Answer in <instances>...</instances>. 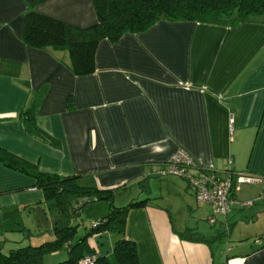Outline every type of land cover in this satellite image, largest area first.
Instances as JSON below:
<instances>
[{
    "label": "crops",
    "instance_id": "0c3cea01",
    "mask_svg": "<svg viewBox=\"0 0 264 264\" xmlns=\"http://www.w3.org/2000/svg\"><path fill=\"white\" fill-rule=\"evenodd\" d=\"M26 10L25 0H0V148L43 173L77 176L79 185L115 195L138 191L132 199L150 198L131 208L125 221L124 236L135 243L141 264H264V24L159 20L115 42L100 41L95 70L78 76L67 50L25 44ZM34 10L80 28L97 22L91 0H45ZM43 86L37 124L59 140V148L24 129L21 112ZM177 150L220 176L260 178L234 185L225 221L227 242L235 244L228 252L212 247L199 232V224L225 231L224 219L213 216L210 204L187 199L193 221H174L183 210L175 211L170 201L183 190L174 178L183 179L160 177L156 170ZM246 201L252 204L240 206ZM46 205L33 177L0 161L1 252L25 239L32 244L42 231L54 237L49 231L57 216ZM187 229L205 241L183 239ZM119 237L105 232L89 244L118 264L112 248ZM244 238L254 241L241 242Z\"/></svg>",
    "mask_w": 264,
    "mask_h": 264
},
{
    "label": "trees",
    "instance_id": "16d2710c",
    "mask_svg": "<svg viewBox=\"0 0 264 264\" xmlns=\"http://www.w3.org/2000/svg\"><path fill=\"white\" fill-rule=\"evenodd\" d=\"M43 1L25 0L27 10L23 16V41L33 48L67 50L71 70L78 76L95 70V53L100 41L107 39L115 42L125 34L145 31L159 20L192 21L228 27L251 22L264 24V0H91L97 22L85 28L68 25L36 12L34 6ZM18 76L16 71L14 77ZM21 83L29 88L28 81L23 80ZM46 90L47 87L43 86L34 93L31 104L21 112V117L29 135L53 148H59V140L39 127L36 120ZM67 108L72 109L70 98ZM0 161L9 168L33 177L35 187L43 192L44 201L47 204L54 202L57 208V220L49 231L54 235L53 239L38 245L28 244L11 248L7 252L0 251V264H44L45 255L64 249L68 250V258L54 264H78L81 259L92 255L95 259L91 264H111L106 256L96 253L89 244L92 237L105 232L120 236L112 248L118 264H141L135 243L124 236L125 221L131 208L145 204L150 198L132 199L123 206H115L113 190L79 185L77 176L43 173L37 165L1 148ZM92 197L96 198L94 202L108 203V212L94 218L86 233L77 238L81 212L94 202L80 205L84 199ZM181 236L189 241H205L202 235L190 229Z\"/></svg>",
    "mask_w": 264,
    "mask_h": 264
},
{
    "label": "built area",
    "instance_id": "2783aa9c",
    "mask_svg": "<svg viewBox=\"0 0 264 264\" xmlns=\"http://www.w3.org/2000/svg\"><path fill=\"white\" fill-rule=\"evenodd\" d=\"M233 118H230V123ZM157 176H177L185 180L189 190L195 199L211 205L213 216L220 215L224 219L225 232L228 227L225 221L226 215L229 213L231 204L234 202L232 197L235 184L255 183L260 180L259 177L251 175H227L220 176L212 169H205L194 165L192 158L183 150H177L172 153L165 168L156 170ZM261 198H264L262 195ZM252 201L240 203V206L251 205ZM210 222H214V218H210ZM94 256H88L79 261L78 264H91Z\"/></svg>",
    "mask_w": 264,
    "mask_h": 264
},
{
    "label": "rangeland",
    "instance_id": "374dc122",
    "mask_svg": "<svg viewBox=\"0 0 264 264\" xmlns=\"http://www.w3.org/2000/svg\"><path fill=\"white\" fill-rule=\"evenodd\" d=\"M174 179H176L177 181H179V183H181L183 185V190H181V192L178 195L175 194V195H172L170 197V199H171L170 201H172L174 203V206H175L174 210L175 211L177 210L176 207H183L182 214L176 213L174 215V221L179 222V220H182L184 222L188 221V223L192 222L193 220L189 217V213L187 211L188 206L186 205L187 204L186 202H188L187 199L191 202H196L195 198H194L192 192L188 188H186L185 182L183 180L178 179V178H174ZM185 189H186V191H185ZM136 192H138V191H136ZM136 192L134 191V193L131 194V191H129V190L121 191L118 195H115L114 200H113L114 205L115 206H123V205L127 204V202H129L132 198L136 197V195H135ZM186 192H187V194H186ZM141 194H143V193H141ZM47 205H48L46 207L47 211H49L52 216L56 215L57 208H56L55 203L49 202ZM108 209H109V204L106 202H103V201L94 202L91 205L85 207L82 210L81 215H80L79 220H78L79 226H78L77 231H76V237L78 238V237L83 236L86 233V231L89 229L92 220L96 217L101 216L104 213H107ZM217 218L221 219L222 216L217 215ZM24 226L29 227L32 230L34 228L37 229V226L36 227L31 226L30 227V225H28V224H25ZM193 226H195V224ZM42 227L44 229L43 225H42ZM199 229H200L199 232L207 238V240L209 241V243L211 244L212 247L222 245V247L225 248V250H227V252H228L229 249L232 248L235 244L233 239H230V238H229L230 241L227 242V235H226L227 233H225V231H223L222 228L218 227L217 231H215V230L209 229L208 226H206V225H203V224L200 225L199 224ZM42 232L43 233L41 234L40 239L37 238L36 241H33L32 245H38L44 241H49V240L53 239V238H51V236L48 235V232H46V231H42ZM224 233H225V235H224ZM23 235L24 234H22V233L20 234L19 240H22ZM216 236H220V238L214 239V238H216ZM36 237H38V236H36ZM97 240L99 241V238ZM248 240L251 242L254 241L253 238H251V239L250 238H244V239H242L241 242H245ZM22 242L23 243H20L17 246H25V245L29 244L28 239H25ZM99 246H101L100 242H99ZM67 258H68V250L64 249L61 251H57V252L45 255L43 258V263L44 264H54L57 262H61Z\"/></svg>",
    "mask_w": 264,
    "mask_h": 264
},
{
    "label": "water",
    "instance_id": "95a60500",
    "mask_svg": "<svg viewBox=\"0 0 264 264\" xmlns=\"http://www.w3.org/2000/svg\"><path fill=\"white\" fill-rule=\"evenodd\" d=\"M95 200H96L95 197L84 199L80 206H83L86 203L94 202Z\"/></svg>",
    "mask_w": 264,
    "mask_h": 264
}]
</instances>
